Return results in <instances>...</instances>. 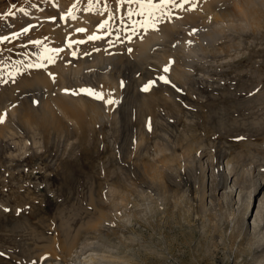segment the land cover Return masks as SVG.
<instances>
[{
	"label": "rangeland",
	"instance_id": "obj_1",
	"mask_svg": "<svg viewBox=\"0 0 264 264\" xmlns=\"http://www.w3.org/2000/svg\"><path fill=\"white\" fill-rule=\"evenodd\" d=\"M70 1L75 5L81 3L87 11L92 9L102 18H110L102 6L103 0ZM111 2L114 4H111L112 9L116 7L115 15L126 14L127 18L124 21L117 18L111 28L103 27L105 34L99 42L93 40L92 42L87 34L77 31L76 25L73 26L76 31L72 30V27L63 29L66 20L69 21V18H65L66 11H56L55 7L50 5L45 11L49 16H54L58 12L56 15L59 18L55 17L57 23L52 25V28H58V31L63 29L60 43L62 42L65 53L73 61V67L86 57L88 65L84 72L94 73V63L98 72H108L111 64L119 61L117 58L122 56L123 61L120 64L125 71L122 79L125 85H130V79L136 74L132 71L137 60L134 56L137 55L131 52L128 45L143 38L149 31L162 28L161 18L167 19L169 24L170 19L168 15H161L166 5L158 9H149L132 0L124 6L121 4L123 8L126 7L121 13L115 0ZM155 2L159 3V0ZM41 4L40 0H0V37H8L7 40H0V113L12 98L17 96L20 100L27 98L25 100L27 103L38 94L37 88L26 85L22 88L21 85L31 78L33 71L39 70L36 65L42 64L41 61L46 58L42 49L48 41L35 37L41 33L40 29H37L38 33L33 36V27L23 19L30 10L45 8ZM170 5L169 11L185 17L183 28L174 27V34L171 35L173 40L179 39L180 31L192 29L191 32L194 33L196 25L209 20L205 14L208 8L205 7L203 0L187 2L176 0V4ZM215 5L222 8L227 4L223 5L220 1ZM134 12L138 17L132 15ZM196 14L200 15L194 18L193 15ZM25 28L28 29L27 32H24ZM57 30L54 31L58 32ZM88 30L90 32V29ZM14 33L20 35L14 36ZM250 35L251 33H247L246 37ZM34 41L39 43H33ZM102 44H107L104 50L108 56L99 59L97 55L104 51L101 50ZM158 44L157 48L160 47V43ZM142 57L147 67L143 70L145 74L151 72L149 75H153V71L157 72L161 68L153 56ZM199 57L197 61L201 66L197 64L192 75L198 80L203 96L198 97L200 101L198 103L186 90L182 91L179 97V106L183 110L186 109L191 118L177 121L173 119L172 94L175 95L180 82L174 78H166L168 82L165 80L160 82L157 79L158 83L145 91L144 86L149 81L147 74L144 76L146 81L139 84L137 96L132 92V87L126 86L131 93L126 92L127 109L124 110L123 122L128 126L132 125L131 134H134L140 127L137 117L143 119L145 131L147 128L155 127L157 121L170 120L173 122L172 130L175 136H179H176L178 141L186 133L190 136H201L207 149L222 148L226 154L222 156L223 159L220 158L221 164L233 157L232 162L236 166L238 164L240 172L242 171L241 181L239 180L237 184L231 181V178L228 181L226 191H230L231 195L224 197L222 192L225 189L217 191L211 188L212 180L214 185L212 187H216V184L222 181L220 178L222 176L218 172V176L216 174L212 176L211 171H207L206 207L203 208L201 200L196 197L198 194H195L194 186L201 170L198 166H192L193 168H190L192 170L185 173V175L189 173V177L184 176L186 179L183 177L180 184L174 186L168 193L169 196L166 195L169 197L168 201L161 199L163 197L160 198L165 201L162 204L158 200L159 204L150 203L151 199L140 201L143 203L139 207L143 208L142 213L135 216L124 214L126 216L119 218L110 199L106 198L111 183L121 187L119 177L122 176L128 178L130 182H135V185L137 182L139 185L150 186L153 179H149L151 177L146 168H143V163L137 167L135 163L138 162L134 158L130 159L133 165H129L127 169L122 167L125 160L118 151L120 147L123 148L126 130H118L116 135L112 133L109 120L104 115V111L107 110L105 104L97 101L95 109L98 117L95 123H84L83 128L76 132V137L70 138V125L62 120L59 124L62 126H57L58 132L55 131L56 126L54 128L50 126L51 128H47L48 131L45 132L50 134L55 142L49 143L47 135L46 139L42 135L39 137L36 135L41 142L34 144V135L31 131H27V134L21 131L15 133L11 139H7L8 148L3 146L0 140V264H45V261L40 262L38 254L45 250L46 245L49 247L51 245V249L54 247L53 250L57 251L59 256L63 253L65 241H74L73 253H78L70 263L87 264L88 259L95 260L96 257L93 255L99 251H93L85 242H97L100 238L103 239V236L112 242L113 254L116 256V258L107 256L104 260L111 259L117 261V264H264V252H261L262 246L264 247V220L259 218L255 221L258 217L256 212L260 199H264V154L258 155L259 151L264 150V38L256 39L249 45L248 50L238 55ZM67 59L66 57L65 64L70 65ZM44 67H49V64ZM45 69L41 72L43 70L44 73L47 72L54 90L60 82H68L62 79L67 72L62 74L63 71L58 70L57 72L61 73H58L61 75L59 77L51 70V74L53 72L55 76L53 77V74H49V68ZM203 69L208 75L202 71ZM56 76L61 78V81H58ZM151 79L153 80V77ZM189 83L192 81L188 80L187 84ZM47 88L45 86L43 88L46 93ZM12 93L17 96H13ZM4 108L8 109L7 106ZM142 112L144 114H141ZM20 122L21 117L18 116V125H21ZM177 139L175 138V141ZM130 143L128 151L131 146L134 149V143ZM150 147L151 152L153 148ZM128 155L126 159L129 160ZM206 158L202 159L205 161ZM156 163L160 164V161ZM194 168L196 169L193 170ZM253 189L255 191L252 193V202L249 206L247 201L251 199L249 194ZM211 194L215 195L216 199L211 200ZM148 204H152L153 207ZM150 208H156V212L159 210L158 214L155 213V216L154 213L153 216L149 214ZM113 228L115 231L118 229L117 233H114ZM124 234L132 241L122 237ZM120 241H127L128 244L122 250L117 248ZM260 244L262 246L258 247ZM85 247L86 249L81 250Z\"/></svg>",
	"mask_w": 264,
	"mask_h": 264
},
{
	"label": "bare ground",
	"instance_id": "obj_2",
	"mask_svg": "<svg viewBox=\"0 0 264 264\" xmlns=\"http://www.w3.org/2000/svg\"><path fill=\"white\" fill-rule=\"evenodd\" d=\"M69 1L40 0V3H42L41 4L42 7L44 6L45 8L43 9L41 7L34 8L26 12V14L24 15L26 16L23 19L25 23H29L33 27L32 35L34 36L35 33H38L36 32V30L40 29L41 33L36 34L35 37L37 39L43 38L44 40L48 41V44L45 45L42 49L43 54L46 58H44V60L41 61L42 64L36 65L37 70L38 69L39 70L33 71V73L31 74V78L27 79L24 82L23 86L21 85L22 88L24 87V85H26L27 87L37 88L39 90L37 91L38 92L37 96L34 99L28 100L26 103L25 100L27 98L25 100L24 99L20 100L19 99L20 97L16 95L18 92H16V94H13L17 90L16 87L15 88L16 90L12 91L13 92L12 95L13 96L16 95L17 97H14L15 99L12 98L14 100L11 99L6 103L7 105L5 106L8 107L7 110H5L4 108L5 106L3 107V110L0 113V140L2 141V145L8 148L9 144L7 139H11L14 136V134L19 131L25 132L26 134L27 131L33 132L34 144L40 141L38 138L40 135H42L44 139H46L45 137L48 136L47 139L49 143L50 141L55 142L56 140L53 137H51L50 134H46L45 132L48 131L46 129L49 128L50 126L52 128L56 126L55 131H57V126L60 127L62 126L59 125L60 122H62V120L67 121L68 125H70L69 126L70 138L76 137V132H79L83 128L84 123L87 124L95 123V120L98 117L96 112L97 109H95V104L97 103V101H101L102 103L105 104L104 107H106L107 109L106 111H104L105 114L104 113L103 114L109 120V125L112 129V133H115L116 135L118 130L121 129L126 130V134H125L126 137L123 138V145H122L123 148L120 147L118 151L120 156H122V158H124L125 160V164L122 167L124 169L129 168V165L132 164L130 163V159L134 158V160L138 162V164L135 163L137 167H140L141 166L140 164L143 163L144 165V166L142 165L143 168L144 167L146 168L145 170L149 172L148 175H150L151 177L149 179L150 180L153 179L152 180L153 184L150 186L148 185L144 186V184L139 185V183L137 184V182L136 185L139 186H136L134 184L135 182L134 183L130 182L128 178L122 176L119 177L120 184H122L121 187L116 186L115 183H111L109 191L108 193H106V198L110 199V202L113 205L112 207L115 213H117L119 218H122L126 215L128 216L129 214L135 216L137 213H142L143 208L140 209L139 207L143 203L141 204L140 201H149L151 199L150 203L154 202L153 204H155V202L158 203V201H161V203L159 202L160 204L164 203L165 201L163 202L161 199L163 200L167 199L168 201L169 197H167L166 195L171 192L174 186H178L180 184V181L183 179V177L187 175V174L185 175V173L188 170L189 171L192 170L190 169L192 166L193 167L198 166V168H200L202 172L201 174V172L199 171L200 177L198 176L199 179L196 180L194 186L196 189L195 194L196 195L198 194V196L196 197H198L199 201L201 200L200 203L202 204L203 208L206 207V195L208 188L207 171H211L212 176L215 174L217 175V172L218 174H221L222 177H220V175L219 177L222 179V181L216 184V187H212L213 185V180H212V185L210 184L211 188L216 190L225 189L223 190L222 195L224 197H229L231 195V192L226 191V188L229 185L228 181L231 178V181L237 184L242 176L241 174L242 171L240 172L238 164L236 166V164L232 162L233 157L232 159L228 158L226 162L221 164L222 162H220L221 161L220 158L223 159L224 155L226 154V152H224L222 148L219 147L216 148V150H213L212 148L207 149V147H205L204 145L203 138L201 136L199 137L196 134H194L196 136H192V135L190 136L185 133L184 137L182 136L183 137L182 138L180 136L182 139L178 141L176 137L178 135L175 136V133L172 130L173 122L170 120L169 121L167 120L165 122L157 121L155 127L151 129L147 128V130L145 131L144 128L145 123L144 121H142L143 119L137 117V121H139L140 127L137 128V131H135L134 129L135 133L134 134L132 133L133 136H131L132 135L131 132H133L131 128L132 125L130 124L128 126L125 124V122H123L124 110L126 108L125 105L127 102L128 93L129 94L131 93V91H129L127 87H132L133 88L132 92H134V94L137 96L139 84L142 81H144V76L147 74H148L147 80H149L148 82H146L147 84H149V82L152 80L151 78L153 77L152 81L154 83H152L150 87L155 85V83H158L157 79L160 82L163 81L162 79H160L161 76H164L165 78H174L176 79V81L178 80L180 82L179 83L180 86L176 89L175 95L174 93L172 94V97L174 98L173 119L177 121L180 119L191 118L192 117L191 114H189L188 111H186V109L183 110V108L179 106V97L180 95H182V91L186 90L191 95V97L192 96L194 97L195 102L197 103L200 102L199 98L203 93L198 85V80L195 79L192 75V71H194L196 65L199 64L197 61L198 59H200L199 56L238 55L248 50L249 45L253 44L256 39L262 40L264 38V0H203L205 3V7L208 8L205 12V14L208 15L209 18L208 22L200 23L196 25V27L194 28V33L191 32L192 29H189V31L186 30H184L183 32L180 31L179 32L180 37L178 40H173L171 35L174 34V27L177 26L183 28L185 26L184 24H182L184 23L185 17L181 16L180 14L178 15L177 13L173 14V11L168 10L169 6L171 5L165 4L166 6L164 7L166 8H164L163 11H161V15H168L170 19V24L168 23L167 19L161 18L160 23L162 24V28H160L157 31H149V33L145 35L143 38L141 37L138 41L132 42L130 45H128L131 52L134 53V55H137L134 56L137 60H136V66L132 71L136 74L133 79H130L131 80V82H129L130 85L129 84L125 85L122 79L125 75L124 68L120 64V62L123 61L122 56L117 58V60L119 61H116L111 64L112 67L108 72H102V73L98 72V70L95 68V63H94L93 69L95 70V72L89 74L87 71L84 72V70L88 65L87 64L88 59H85L86 57L82 59L80 58L81 59L80 64L78 62L76 63L78 65L73 67V61L70 60L71 58L69 59V56H67L68 54L65 53V50L61 45L62 42L60 43L61 40L60 38H62L61 35L63 34L62 30L66 29V27L67 28L72 27V30H75L73 29L74 25H76L77 29H81V28L85 29L86 31H83V33L85 35L87 34L88 37H93V36L99 37L97 39H90L91 41L92 40L98 42L102 41L105 34V32L103 31V27L110 26L111 28V26H114V23L117 20V18L124 21L127 18L126 14L115 15L114 9H116V7L112 9V5H114L113 2H111V0H103L102 6L107 16L110 17V18L103 17L104 18L103 20V18L97 15L95 11H92V9L90 11L89 10L87 11L84 7H82L81 3L75 5V3ZM76 1L79 2V0ZM220 1L221 3H223V5L224 3H226L227 5L222 6V8H219L217 5H215V3L217 4ZM115 3H117L116 4L117 6L119 5L117 9H120L121 13L126 9V7L123 8L121 4L123 6L129 4L128 0H115ZM49 5L51 7H55L56 11L67 12L65 18L66 19L69 18V21L66 20V23L64 24V27L61 31H58L57 30L58 28L57 29L52 28V25L57 23V19H55V17H58L56 15L58 12L55 14L56 16L50 15L51 16L50 18L48 13H46L45 11L47 7H49ZM200 14H196L193 16L194 18H196ZM132 15L138 17V14L136 12H134ZM96 26L97 28H95ZM88 29H90V32ZM54 30H57L58 32ZM87 32H89V34ZM247 33H251L250 37H246ZM77 37L80 36L77 35ZM158 43H160L159 48H157V46H159ZM106 47L107 44H102L101 50H104ZM111 50L112 48L110 49V51ZM97 56H99V59H103L104 56H108V53L105 52L104 50L100 52ZM142 56H153L156 59V61L159 63L161 68L157 72L153 71V75H149L151 74V72L145 74L143 70L147 67L145 66V61L143 60ZM183 56H190V57L184 58ZM49 57H51L52 61L54 62H49L48 59ZM66 57L68 58L67 61L69 62L70 65L65 64ZM95 59H97V57ZM46 61L48 62L49 67H44V65L48 66V64H43ZM157 62H155V64H157ZM165 66L169 67V70L167 72L164 71ZM199 66H201V64H199ZM45 68H47V70L49 68L50 73L49 72L48 73L50 75L53 74L52 75L53 77H55L54 76L55 72L57 73V76L61 74L60 72H57L58 70H62L63 71L62 74L67 72V75L64 74L65 76L62 77V79L64 78L63 80H67L68 82L65 81H64L65 83L60 82L56 86V90H54V87L52 86V84H50V79L47 77L46 74L47 72L44 73V71L46 70ZM42 69L45 70L41 72ZM51 70L54 73L52 72L51 74ZM202 71H204L208 75V72L205 71V69H203ZM155 73H159V75L156 76ZM59 77H61V75H59ZM60 79L61 78L57 77L58 81H61ZM188 80L192 81V83L187 84ZM44 86L48 87L47 90L49 93L48 92L46 93L44 91L45 90L43 89ZM81 89H92L97 93H103L104 100L96 99L94 95H89L85 92H81L80 91ZM126 92L128 93L126 94ZM19 93L21 95V92ZM109 98L114 99L115 103L107 104L105 101ZM19 100L20 102L18 103ZM128 114H126V116ZM141 114L144 113L142 112ZM18 116L21 117V121H22L20 122L21 125H18L17 123ZM36 135H38V137ZM131 137L133 138L131 139ZM175 138L177 139L176 141ZM130 142L134 143V149L131 146L130 150L128 151L129 146L131 145ZM150 146H152L153 148V151L151 152L149 150V148H151ZM178 150H182V152H179ZM127 154H129L128 155L129 160L126 159ZM260 154H264V150L259 151L258 155ZM144 156H146V158ZM205 157L207 158L204 161L202 158ZM142 160L144 162H141ZM176 160H178V162H176ZM156 161H160L161 165L156 163ZM195 169L196 168H194L193 170ZM124 172L125 171L123 170L122 173L124 174ZM189 175L190 174L188 173L187 176L189 177ZM184 179L186 178L184 177ZM254 191L255 190L253 189L249 194L250 198L252 197V193H254ZM171 196L172 195L170 194V197ZM210 198L211 200H213L216 199V196L211 194ZM251 202H252V198L248 199L247 204L250 206ZM148 205L151 206L152 204L151 205L148 204ZM151 207H153V205ZM121 209L122 212L124 213L121 212ZM150 209H151L150 211L151 213L149 212V214H151L152 216L153 213L155 216V213L158 214L159 212V210L158 212H156L157 211L156 208H150ZM245 213L247 214V211ZM256 214L258 217L255 218V221L256 220L258 221L259 218L264 220L263 198L260 199V203L257 208ZM150 220L152 221V219ZM117 230L115 231L114 229L115 231L114 233H117ZM125 236L126 235L124 234V236L122 237H124L127 241L128 240L132 241L130 237H125ZM127 241L125 242L120 241L119 243L120 246L117 247L118 250H122L123 247H126L128 245L126 243ZM63 245H64L63 248L64 250H62L63 253L61 255L58 254L59 256H57V251L53 250L54 247L51 249V245L50 247L46 245L45 250L40 252V254H38L40 258V262L45 261L46 262L45 264H71L70 260H73L74 257L78 254V253H73L74 241L72 242L65 241ZM85 245L89 246L93 251H99L95 253V255H93L96 257L95 260L88 259L87 264H117L118 263L117 261L111 259L108 261L104 260L105 258H107V256L111 258H116V256L113 254V244L108 239V237L103 236V239L100 238L97 242H85ZM261 246L262 244H260L258 247ZM84 249H86V247L81 250ZM261 250H262L261 252H264L263 246Z\"/></svg>",
	"mask_w": 264,
	"mask_h": 264
},
{
	"label": "snow or ice",
	"instance_id": "obj_3",
	"mask_svg": "<svg viewBox=\"0 0 264 264\" xmlns=\"http://www.w3.org/2000/svg\"><path fill=\"white\" fill-rule=\"evenodd\" d=\"M128 2L131 3L132 0H128ZM136 2L138 4H140L142 7H147L149 9H158V8H161L162 6H164L165 4H176V0H159V3H156L155 0H136ZM185 2H187V0H185ZM176 6H182V5H176ZM21 11H23V9H21ZM9 15H14V13H9ZM129 15H131V10L129 11ZM27 31H28V29L25 28L24 32H27ZM77 31L83 32L86 30L81 28V29H78ZM13 35L18 36V35H20V33H14ZM97 38H99V37H95V36L89 37V39H97ZM7 39H8L7 36L0 37V40H7ZM33 43H39V41H34ZM189 43H191V42H189ZM73 55H75V53H73ZM48 59H49V62H54V61H52L51 57H49ZM29 66L31 67L32 65H29ZM168 70H169V67L165 66L164 71L167 72ZM160 79L165 80V82H168L164 76H161ZM152 83H154V82L150 81L149 84H146L144 86V90L147 91ZM80 91L85 92L89 95H94L96 99L104 100V94L103 93H97L92 89H81ZM105 102L107 104L115 103L114 99H112V98L107 99Z\"/></svg>",
	"mask_w": 264,
	"mask_h": 264
}]
</instances>
